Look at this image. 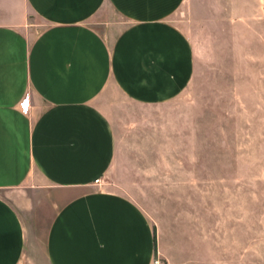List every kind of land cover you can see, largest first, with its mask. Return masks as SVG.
I'll list each match as a JSON object with an SVG mask.
<instances>
[{"label": "crops", "instance_id": "1", "mask_svg": "<svg viewBox=\"0 0 264 264\" xmlns=\"http://www.w3.org/2000/svg\"><path fill=\"white\" fill-rule=\"evenodd\" d=\"M216 11L209 0H0V264H26L25 215L38 207L9 197L40 193L46 264H152L157 251L170 262L135 195L176 184L162 156L189 146L146 124L190 89Z\"/></svg>", "mask_w": 264, "mask_h": 264}, {"label": "rangeland", "instance_id": "2", "mask_svg": "<svg viewBox=\"0 0 264 264\" xmlns=\"http://www.w3.org/2000/svg\"><path fill=\"white\" fill-rule=\"evenodd\" d=\"M209 1L217 23L201 34L190 89L176 103L152 110L163 116L146 124L163 133L177 131L163 144L189 146L162 156L177 171V183L146 187L144 193L134 189L135 196L150 215L158 248L163 241L171 256L168 263L157 251L155 259L264 264V0ZM157 195H166V216ZM31 197L38 207L31 217L24 212L26 264H46L45 194L9 200L19 208Z\"/></svg>", "mask_w": 264, "mask_h": 264}, {"label": "built area", "instance_id": "3", "mask_svg": "<svg viewBox=\"0 0 264 264\" xmlns=\"http://www.w3.org/2000/svg\"><path fill=\"white\" fill-rule=\"evenodd\" d=\"M26 98L24 100H22V102L20 103L21 109L23 113H27L29 106H27L25 104ZM99 179L95 180V183H98ZM152 264H167L165 262H163L160 258H156L153 260Z\"/></svg>", "mask_w": 264, "mask_h": 264}]
</instances>
